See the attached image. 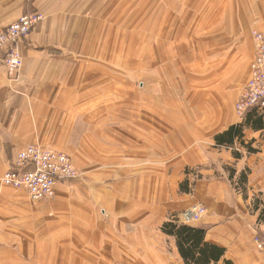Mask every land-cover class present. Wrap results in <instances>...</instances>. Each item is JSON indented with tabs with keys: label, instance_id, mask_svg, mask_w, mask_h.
Instances as JSON below:
<instances>
[{
	"label": "crops",
	"instance_id": "obj_1",
	"mask_svg": "<svg viewBox=\"0 0 264 264\" xmlns=\"http://www.w3.org/2000/svg\"><path fill=\"white\" fill-rule=\"evenodd\" d=\"M96 5L0 0V28L30 11L44 16L17 45L16 80L0 53V264H184L161 228L197 207L206 212L188 225L205 229L207 242L233 264H264L254 244L264 222L252 210L264 193V124L244 130L256 153L215 142L241 125L236 104L254 32L264 35V0L139 2L128 28L125 14ZM32 144L68 155L81 178L40 203L3 186ZM228 168L235 182L249 171L248 200Z\"/></svg>",
	"mask_w": 264,
	"mask_h": 264
},
{
	"label": "built area",
	"instance_id": "obj_2",
	"mask_svg": "<svg viewBox=\"0 0 264 264\" xmlns=\"http://www.w3.org/2000/svg\"><path fill=\"white\" fill-rule=\"evenodd\" d=\"M43 19L40 12L30 11L17 22L0 28V53H3L1 61L10 80H16L23 67L18 43L27 39ZM254 43L251 76L236 104V114L241 125L246 123L249 115L264 118V35L254 32ZM80 178V173L74 168L68 155L32 144L17 154L14 163L1 178V184L25 190L32 202L40 203L54 197L57 185L68 184ZM205 212L203 207H197L176 219L188 225L201 219ZM254 244L258 251L264 252V240L258 233L254 237Z\"/></svg>",
	"mask_w": 264,
	"mask_h": 264
},
{
	"label": "trees",
	"instance_id": "obj_3",
	"mask_svg": "<svg viewBox=\"0 0 264 264\" xmlns=\"http://www.w3.org/2000/svg\"><path fill=\"white\" fill-rule=\"evenodd\" d=\"M263 124V121L257 118L252 122L249 119L246 125L233 126L226 132L215 137L217 147L231 148L238 143L246 149L247 153H256V150L251 147V143H245L244 130L246 127L259 130L263 127ZM234 156L236 159L242 158L240 152H234ZM227 171L229 172V179L233 187L242 190L244 199L248 200L249 171L242 172L238 182L234 181L236 170L234 168H228ZM189 173L190 171H187L188 175ZM235 184H237V187ZM181 193H191L190 182L188 180H185L181 184ZM252 206L253 212L258 213V223L264 222V193H260L253 198ZM161 230L165 235L175 238L178 252L184 264H233L231 260L227 259L224 248L206 241L207 231L203 228L182 224L176 218L172 217L163 224ZM258 235L263 240L261 233H258Z\"/></svg>",
	"mask_w": 264,
	"mask_h": 264
},
{
	"label": "rangeland",
	"instance_id": "obj_4",
	"mask_svg": "<svg viewBox=\"0 0 264 264\" xmlns=\"http://www.w3.org/2000/svg\"><path fill=\"white\" fill-rule=\"evenodd\" d=\"M139 2L147 3V2H150V0H95V4L103 3L104 5V6L96 5V8L100 7L103 10H105L106 8H109L110 14L111 13L125 14V17H126L125 23H126L127 28H128V24L132 23L134 4L139 3ZM120 40L123 41L126 47L127 59H131L132 58V48H133V37L127 36L125 38H120Z\"/></svg>",
	"mask_w": 264,
	"mask_h": 264
},
{
	"label": "bare ground",
	"instance_id": "obj_5",
	"mask_svg": "<svg viewBox=\"0 0 264 264\" xmlns=\"http://www.w3.org/2000/svg\"><path fill=\"white\" fill-rule=\"evenodd\" d=\"M189 216H191V214H189Z\"/></svg>",
	"mask_w": 264,
	"mask_h": 264
}]
</instances>
